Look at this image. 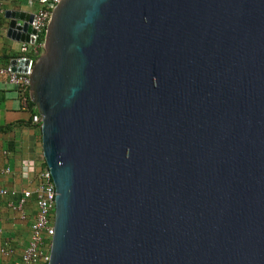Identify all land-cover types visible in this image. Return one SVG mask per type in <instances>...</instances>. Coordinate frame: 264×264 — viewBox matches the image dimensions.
I'll return each instance as SVG.
<instances>
[{"label":"water","instance_id":"water-1","mask_svg":"<svg viewBox=\"0 0 264 264\" xmlns=\"http://www.w3.org/2000/svg\"><path fill=\"white\" fill-rule=\"evenodd\" d=\"M41 51L48 264H264V0H61Z\"/></svg>","mask_w":264,"mask_h":264},{"label":"crops","instance_id":"crops-1","mask_svg":"<svg viewBox=\"0 0 264 264\" xmlns=\"http://www.w3.org/2000/svg\"><path fill=\"white\" fill-rule=\"evenodd\" d=\"M1 1L0 68L8 66L17 56L30 58L28 54L32 52V46L7 37L5 13L13 10L34 13L39 7L38 4L29 5L28 0ZM30 115L21 106L16 90L0 82V189L20 191L32 188L38 173L46 167L41 150L40 127L30 121ZM6 168L10 171L7 174L3 172ZM6 202L5 198L0 197V250L6 247L12 249L13 253L9 256L0 253V264H14L27 245L29 227L36 209L28 200L25 206L26 219L21 221L18 214L7 208Z\"/></svg>","mask_w":264,"mask_h":264},{"label":"built area","instance_id":"built-area-1","mask_svg":"<svg viewBox=\"0 0 264 264\" xmlns=\"http://www.w3.org/2000/svg\"><path fill=\"white\" fill-rule=\"evenodd\" d=\"M60 2L61 0H28L29 5L38 4L39 6L33 13V19L30 23L32 29L36 32V43L32 46V53L36 58H27L28 63L25 72H14L10 64L0 68V82L16 90L19 102L25 109H27V100L24 94L28 91L29 95L30 74L42 46V43L37 44V40L40 36L44 37L51 13L55 5ZM2 14V1L0 0V16ZM20 59H16L17 62ZM31 122L40 127V116L38 113L31 116ZM3 172L7 174L10 171L6 168ZM0 197L7 200V208L13 213L18 214L21 221L26 219L25 205L27 201L31 198L35 200L36 214L29 227V239L20 259L14 264H48L49 249L54 230L55 210V186L49 170L45 167L38 173L36 182L32 188L20 191L1 188ZM1 234L2 230L0 229ZM0 253L4 256H9L13 251L10 248L3 247Z\"/></svg>","mask_w":264,"mask_h":264},{"label":"trees","instance_id":"trees-1","mask_svg":"<svg viewBox=\"0 0 264 264\" xmlns=\"http://www.w3.org/2000/svg\"><path fill=\"white\" fill-rule=\"evenodd\" d=\"M40 43H43V36H40L39 38H38V40H37V44H40ZM28 56L29 57H33V58H36V56H34L33 55V53L31 52L30 54H28ZM16 58H21V56H17V57H15V59ZM25 98H26V100H27V103H26V105H27V110H28V112L31 114L30 115V121H31V116L33 115V114H35V113H37V111H36V109H35V106H34V104L30 101V99H29V95H28V91L27 92H25ZM1 129V128H0ZM31 200L29 199V202H30ZM31 203V205L33 206L34 205V207H35V200H34V198H33V200L30 202ZM27 204V203H26ZM26 206V205H25ZM36 209V208H35ZM29 214V213H28ZM34 217H35V215H34ZM34 220V219H33ZM33 222V221H32ZM31 222V223H32ZM30 223V224H31Z\"/></svg>","mask_w":264,"mask_h":264},{"label":"rangeland","instance_id":"rangeland-1","mask_svg":"<svg viewBox=\"0 0 264 264\" xmlns=\"http://www.w3.org/2000/svg\"><path fill=\"white\" fill-rule=\"evenodd\" d=\"M41 52H42V51L40 50V51H39V55L41 54Z\"/></svg>","mask_w":264,"mask_h":264}]
</instances>
